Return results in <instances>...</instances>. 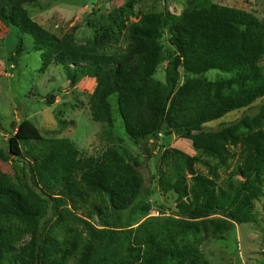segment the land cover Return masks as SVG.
Segmentation results:
<instances>
[{"label":"trees","instance_id":"trees-1","mask_svg":"<svg viewBox=\"0 0 264 264\" xmlns=\"http://www.w3.org/2000/svg\"><path fill=\"white\" fill-rule=\"evenodd\" d=\"M39 2L0 0V8L10 7L11 25L24 30L30 26L27 6ZM181 3L179 15L165 7L163 14H146L123 24L125 45L114 53L109 52L111 44L101 51L68 40H43L53 43L51 58L65 65L72 84L80 74L96 78L92 118L112 122L110 97L116 95L127 134L146 148L164 128L192 137L207 123L264 98V74L255 60L264 54V27L252 15L218 6L214 0ZM163 24L177 51L167 65L165 82L155 77L165 59L160 43ZM212 69L235 73L236 78L209 81L204 74ZM22 142L29 148L25 150ZM250 142L253 160L240 170L243 180L219 188L201 174L189 186L184 170L194 174L193 159L180 151L168 152L160 171L161 188L179 194L178 213L184 219L134 227L136 213L145 215L152 209L140 164L114 147L80 157L71 139L45 138L34 123L23 119L19 136L8 140L9 153L0 154L24 163L29 193L0 171V264H66L71 257L80 264H211L186 242L187 236L208 229L206 222L194 221L207 215L251 221L250 197L264 196L258 188L264 135H252ZM198 148L215 153L212 146ZM71 208L84 216H101L106 224L103 229H82L88 224Z\"/></svg>","mask_w":264,"mask_h":264},{"label":"rangeland","instance_id":"rangeland-1","mask_svg":"<svg viewBox=\"0 0 264 264\" xmlns=\"http://www.w3.org/2000/svg\"><path fill=\"white\" fill-rule=\"evenodd\" d=\"M214 2L248 13L264 27V0ZM165 7L177 15L183 11L181 0H40L37 5L27 6L30 26L28 24L24 30L11 25L10 7L0 8V153H9L8 140L19 136L23 119L34 123L45 138L71 139L80 157L98 155L114 147L131 162L140 164L145 175V193L152 209L147 215L137 212L134 227L148 221L157 226L169 220L184 219L178 213L179 194L164 192L161 188L160 171L172 150L193 159L194 174L184 170L189 186L194 182L193 177L200 174L213 180L217 188L227 182L243 180L240 170L253 160L250 136L264 135V98L207 123L192 137L164 128L148 140L146 148L127 134L116 95L110 97L112 122H97L92 118L90 98L97 86L96 78L80 74L78 81L72 84L65 65L51 58L53 43L43 40L46 37L58 42L68 40L77 47L101 51L111 44L109 52L114 53L125 45L123 24L135 23L146 14H163ZM161 28L160 43L165 59L157 67L155 77L165 82L167 65L177 51L170 42L168 25L163 24ZM248 53L255 55L249 48ZM256 56V64L264 74V54ZM204 76L209 81L236 78L235 73L219 69H212ZM22 145L25 150L29 148L24 142ZM204 145L214 147L215 153L198 148ZM23 166L19 158L6 160L0 154V171L18 189L29 193ZM261 177L258 188L264 194V166ZM250 198L251 221L240 223L219 214L207 215L194 221L206 222L208 229H202L198 235L189 234L186 242L197 247L211 264H264V196ZM71 209L88 224H82V229L86 230L87 226L103 229L106 224L101 216L85 214L86 217L80 210ZM28 240L27 237L25 241ZM52 249L56 251L55 247ZM66 264L80 263L71 257Z\"/></svg>","mask_w":264,"mask_h":264}]
</instances>
